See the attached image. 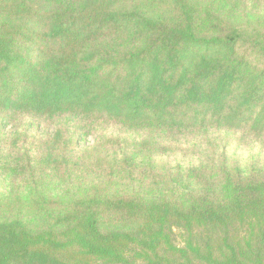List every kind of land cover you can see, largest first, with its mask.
<instances>
[{"label": "trees", "instance_id": "16d2710c", "mask_svg": "<svg viewBox=\"0 0 264 264\" xmlns=\"http://www.w3.org/2000/svg\"><path fill=\"white\" fill-rule=\"evenodd\" d=\"M0 264H264V0H0Z\"/></svg>", "mask_w": 264, "mask_h": 264}, {"label": "rangeland", "instance_id": "374dc122", "mask_svg": "<svg viewBox=\"0 0 264 264\" xmlns=\"http://www.w3.org/2000/svg\"><path fill=\"white\" fill-rule=\"evenodd\" d=\"M86 142H87V143H92V138H91V136H88V138L86 139Z\"/></svg>", "mask_w": 264, "mask_h": 264}]
</instances>
